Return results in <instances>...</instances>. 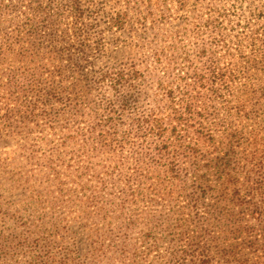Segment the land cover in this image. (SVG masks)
I'll use <instances>...</instances> for the list:
<instances>
[{"label":"rangeland","instance_id":"rangeland-1","mask_svg":"<svg viewBox=\"0 0 264 264\" xmlns=\"http://www.w3.org/2000/svg\"><path fill=\"white\" fill-rule=\"evenodd\" d=\"M74 5L81 9L79 19L69 14ZM233 5L229 0L198 5L192 0H0V264H182L183 252L194 250L187 238L201 229L211 231L213 242L204 243L215 264H223L215 248L231 243L234 218L226 213L237 208L210 193L193 209L189 196L198 194L186 160L182 179L167 190L158 188L168 176L161 172L174 158H159L156 147L162 145L138 131L136 120L149 114L148 97L158 82L174 79L167 78L166 64L155 60L151 48L192 41L181 33L194 28L200 11L229 13ZM239 7L260 16L262 21L249 27L261 28L264 38V0ZM244 27L231 33L232 40L250 35ZM259 52L245 67L264 92V47ZM122 69L135 73L132 87L122 91L133 93L135 101L124 113L117 141L105 136L108 128H99L91 147L82 148L83 133L100 122L90 117V109L107 101L120 105L110 88L95 86L100 73ZM66 136L74 138L67 145ZM166 141L174 143L171 134ZM80 155L102 176L115 162L126 161L122 174L133 176V189H126L122 176L116 181L115 171L99 195L104 209L89 204L86 196L96 185L85 182L94 181V171L84 179L67 169ZM208 177L210 188H217L216 178ZM138 190L152 193V199L131 200L128 193ZM159 192L164 195H155ZM181 230L190 235L182 237Z\"/></svg>","mask_w":264,"mask_h":264},{"label":"trees","instance_id":"trees-1","mask_svg":"<svg viewBox=\"0 0 264 264\" xmlns=\"http://www.w3.org/2000/svg\"><path fill=\"white\" fill-rule=\"evenodd\" d=\"M192 1L195 5L200 3V0ZM229 1L234 2L233 12L200 11L192 24L194 28L189 31L185 29L181 33V36L190 34L192 41L185 44L180 40L151 48L155 60L161 65L166 64L167 78L174 79L172 82L169 79L158 82L157 90L148 97L152 108L143 120H136V127L138 131L144 129L149 140L156 139L162 145L156 147L159 158L166 154L168 159L174 158L161 172L168 176L162 179L158 188L167 190L174 187L186 170L181 165L186 160L192 163L191 168L195 173L194 188L198 196H189L193 209L203 204L210 193H217L215 195L220 198L221 203L237 208L232 214L226 213L227 217L234 218L230 219L233 225L230 231L234 235L231 243L224 248H215V255L220 256L221 262L264 264V92L257 90L256 83L245 67L264 47L262 29L249 27L252 21L262 19L257 14L247 15L239 7L247 0ZM74 6L69 14L79 19L82 16L81 9L78 5ZM242 23L245 24L244 28L249 27L250 35H237L232 40L231 33ZM60 55L63 56L62 53ZM57 57L61 59L59 55ZM177 70L178 73L174 74ZM56 74L62 77L61 70ZM134 74L130 69L100 73L95 86L99 89L110 88L120 105L117 107L107 101L100 104L99 108L90 109V117L99 119L100 122L83 133L85 140L82 148L91 147V139L99 128H108L111 133L103 132L105 136L113 143L117 141L118 128L124 125V113L135 101L133 93L122 92L132 87L128 83L135 79ZM10 76L15 79L14 74L11 73ZM204 90L210 91L206 93ZM223 90L237 91L225 94ZM248 124H251V129L247 128ZM169 134L174 140L172 144L166 141ZM106 137L103 138L107 139ZM70 139L74 138L66 136L64 144L67 145ZM171 150L175 154L172 157ZM204 150H207L205 155ZM82 156L78 157L79 161H75V164L67 166V169L72 177L75 171H79L84 179L94 171V181L85 182L96 185L94 190L89 189L86 196L89 204L99 206L100 210L104 209V202L99 195L107 189L108 178L115 171L118 172L116 181L122 176L126 189H133V176L125 177L122 174L126 161L115 162L108 168V171L111 169L108 175L102 176L105 173L95 174L97 170L88 160L83 163ZM138 164L141 165V162L136 163ZM51 170L57 171L55 166H51ZM140 170V167L136 169L137 172ZM209 174L216 178L217 188H210L212 180L208 177ZM164 194L159 192L155 195ZM128 196L133 201L140 197H148L150 200L153 197L152 193L144 194L139 190L128 193ZM168 196L172 197V194L169 192ZM179 228L183 229V226ZM181 231L182 237L190 235ZM208 238L213 242L212 233L208 229H201L195 236L188 237L187 242L194 250L183 252L182 264H215L211 250L204 243Z\"/></svg>","mask_w":264,"mask_h":264}]
</instances>
